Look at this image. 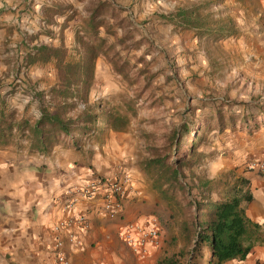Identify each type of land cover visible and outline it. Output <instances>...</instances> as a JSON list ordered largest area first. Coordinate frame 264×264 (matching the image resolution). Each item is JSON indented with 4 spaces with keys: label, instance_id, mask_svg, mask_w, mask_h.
Returning <instances> with one entry per match:
<instances>
[{
    "label": "rangeland",
    "instance_id": "rangeland-1",
    "mask_svg": "<svg viewBox=\"0 0 264 264\" xmlns=\"http://www.w3.org/2000/svg\"><path fill=\"white\" fill-rule=\"evenodd\" d=\"M199 3L214 15L207 19L210 27L228 26L235 35L219 40L220 33L198 34L172 21L180 8ZM258 14L257 0H0V121L34 125L43 109L79 121L47 154L33 150L28 128L15 126L0 142V165L16 158L40 161L72 144L90 152L123 119L119 126L137 140L138 165L152 193L159 194L162 207L155 214L169 239L186 241L182 225L193 212L188 201L179 192L176 201H164L143 164L181 158L191 133H184L180 150L173 139L192 124L200 126L202 142L187 159L195 165L184 168V181L214 180L211 150L225 152L240 130L250 133L246 118H264V70L248 66L264 32ZM57 51L63 63L77 66L76 77L59 65ZM91 57L90 81L85 70ZM87 115L97 119L85 129L80 117ZM230 116L233 127L221 128ZM186 243L175 250L188 258Z\"/></svg>",
    "mask_w": 264,
    "mask_h": 264
},
{
    "label": "crops",
    "instance_id": "crops-1",
    "mask_svg": "<svg viewBox=\"0 0 264 264\" xmlns=\"http://www.w3.org/2000/svg\"><path fill=\"white\" fill-rule=\"evenodd\" d=\"M258 24L264 27V0H257ZM258 47L250 55L248 66L264 70V32L257 38ZM253 58V59H252ZM258 80L261 76L256 77ZM225 152L212 149L209 165L211 179L220 181L234 175L249 181L253 201L246 207L247 217L264 226V176L247 170V164L259 160L264 151V125L256 132L240 130ZM137 140L130 132L114 131L111 138L93 147L90 152L78 145L57 147L52 156L41 160L14 159L0 165V264H62L58 260L56 243L64 241L63 252L69 264H159L166 257L177 256L180 264H215L212 249L192 252L188 258L176 255L186 241L169 239L156 209L162 207L153 194L151 183L138 165ZM215 151V152H214ZM120 170L132 175V187L126 195L122 218L110 219L103 211L104 194L94 198L79 197L74 207L67 201L74 190L86 182L111 176ZM221 190V189H220ZM212 194V202L225 198ZM225 191V190H224ZM210 208L203 215L208 223ZM79 215L90 221L88 230L74 227L60 229V222ZM160 223V242L149 246L145 255L135 254L121 239L127 223ZM70 232L76 241H69ZM194 240L193 246H196ZM187 244V243H186ZM189 245V244H188ZM186 251V250H185ZM223 264H264V243L257 244L246 259H234Z\"/></svg>",
    "mask_w": 264,
    "mask_h": 264
},
{
    "label": "trees",
    "instance_id": "trees-1",
    "mask_svg": "<svg viewBox=\"0 0 264 264\" xmlns=\"http://www.w3.org/2000/svg\"><path fill=\"white\" fill-rule=\"evenodd\" d=\"M207 7V3H199L191 7L180 8L176 15L173 16L172 21H175L179 27L195 30L198 34L215 35L220 33L221 37L219 40L228 39L235 35L234 28H229L228 26L210 27L207 19L214 15L212 13L205 14L204 10ZM38 50H47V48L40 47ZM54 56L58 58L59 65L69 78L76 77L77 66L63 63V58L60 57L58 51L55 52ZM93 61L94 59L91 57L87 70H85V73L89 74V80L92 75ZM84 81L88 82V80ZM92 116L80 117V120L85 124V129H88L87 127H89L90 123L96 121L97 117ZM252 118L253 116L246 118L244 123L250 127V133L258 131L264 125V118L258 117L255 120H252ZM12 121L8 122L4 118L0 121V125L7 126V128L0 129V142L6 141L12 135V130L15 126H18L21 130L28 128L32 135L33 150L44 154L51 151L53 147L58 146L60 138L70 136L77 129V123L79 122L64 118L59 111L51 112L48 109L42 110L40 118L34 125H31L28 121L16 124ZM122 121L124 120L116 119L113 123L116 131H123L124 128L119 126ZM122 123L124 125L125 121ZM228 123L233 127V116H230L228 122L225 121L220 127L225 128ZM184 133H191V141L189 150L181 158L174 163L166 162V160L161 158H154L143 164V170L146 174L151 175L155 190L160 192V195L168 204L176 201L177 192L182 193L188 201L186 207L192 209V218L183 222L182 231L189 246L193 247V253L200 250V247L207 245L212 249V262L215 264H223L234 259L244 260L257 244L264 243V226L254 223L246 214L247 205L253 201L249 181L243 177L236 178L231 174L220 181H203L198 177L199 183L197 185L187 184L184 181L186 178L184 168L189 166L192 169L194 167L195 164H192L187 159L191 155H196V149L200 146L202 137L200 135V126L195 127L186 123L181 137L178 138L176 133L173 139V147L177 146L178 150L183 146ZM201 158L202 156L197 159V162ZM194 189L197 191L196 195L192 194ZM219 190L220 194H225V198L222 201L213 203L212 194L219 192ZM176 203L177 205L179 204L178 202ZM210 208L212 212L209 215L208 223L205 224L202 218ZM194 239L197 240L195 247L193 246ZM178 255L184 256L185 253L181 252ZM159 264L180 263L177 256H173L166 257Z\"/></svg>",
    "mask_w": 264,
    "mask_h": 264
},
{
    "label": "built area",
    "instance_id": "built-area-1",
    "mask_svg": "<svg viewBox=\"0 0 264 264\" xmlns=\"http://www.w3.org/2000/svg\"><path fill=\"white\" fill-rule=\"evenodd\" d=\"M247 170L264 176V151L261 159L247 164ZM131 187L132 176L128 171L120 170L111 176H100L74 190L72 194L75 195L68 199L67 207H74L77 204V196L91 199L102 191L104 194L103 211L107 217L110 219L122 218L126 195ZM90 225L87 216L79 215L60 222L57 229L66 230L79 227L88 230ZM121 239L135 254L145 255L149 246H156L160 242V223L156 219L151 220L148 224L129 222L121 234ZM69 241L71 243L76 241L75 235L71 232ZM63 248L64 241H58L56 243L58 260L62 264H69L65 258Z\"/></svg>",
    "mask_w": 264,
    "mask_h": 264
}]
</instances>
